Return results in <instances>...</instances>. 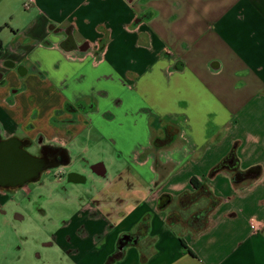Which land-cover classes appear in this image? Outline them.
I'll use <instances>...</instances> for the list:
<instances>
[{
	"label": "crops",
	"instance_id": "1",
	"mask_svg": "<svg viewBox=\"0 0 264 264\" xmlns=\"http://www.w3.org/2000/svg\"><path fill=\"white\" fill-rule=\"evenodd\" d=\"M26 1L0 0V142L59 145L88 182L48 186L74 204L57 264H264V0Z\"/></svg>",
	"mask_w": 264,
	"mask_h": 264
},
{
	"label": "rangeland",
	"instance_id": "2",
	"mask_svg": "<svg viewBox=\"0 0 264 264\" xmlns=\"http://www.w3.org/2000/svg\"><path fill=\"white\" fill-rule=\"evenodd\" d=\"M104 146L109 159L107 164L112 168L110 160L116 161V153L110 146ZM99 149L100 146L94 148L91 143L89 152L94 155ZM70 170L78 172L79 168L73 165ZM59 171L65 173L67 169L42 174L38 180L44 184L42 188L38 182H34L27 184L23 191L20 188L9 191L5 214L0 215V253L4 250L19 253L15 254L17 259L10 264H57V258L50 255L53 249L43 248L42 244L74 212V204L49 191L48 186L59 175ZM78 190V201L87 200L82 186ZM15 214L23 216L25 221L22 224L13 222Z\"/></svg>",
	"mask_w": 264,
	"mask_h": 264
},
{
	"label": "flooded vegetation",
	"instance_id": "3",
	"mask_svg": "<svg viewBox=\"0 0 264 264\" xmlns=\"http://www.w3.org/2000/svg\"><path fill=\"white\" fill-rule=\"evenodd\" d=\"M65 148L44 143L42 138L33 140L28 138H12L0 142V182L4 185L21 184V186L7 187L6 189L19 188L29 183L37 182L42 174L65 169L67 165ZM29 157L33 159H29ZM11 160V162H10ZM87 164L86 162H83ZM94 170L101 173L102 168L94 165ZM39 171L37 180H32L34 172ZM64 181H76L88 185L86 178L75 173H64Z\"/></svg>",
	"mask_w": 264,
	"mask_h": 264
},
{
	"label": "trees",
	"instance_id": "4",
	"mask_svg": "<svg viewBox=\"0 0 264 264\" xmlns=\"http://www.w3.org/2000/svg\"><path fill=\"white\" fill-rule=\"evenodd\" d=\"M1 50H2V47H1V43H0V54H1ZM229 159H233L235 160L234 158V154H233V151H231L229 153V155L220 163L218 164L216 167H214L212 170H211V173L210 175L216 173L219 169H221L223 167V165L229 160ZM249 173V172H248ZM240 175V174H239ZM192 185L195 187H197V183L195 182V180H192ZM217 203V201L215 199H212V205H215ZM135 238L132 237V236H129L127 234H122L118 240H117V249H118V252L113 256L114 258L115 257H119L120 253H121V250L123 248V246L126 244V243H130L134 240Z\"/></svg>",
	"mask_w": 264,
	"mask_h": 264
},
{
	"label": "water",
	"instance_id": "5",
	"mask_svg": "<svg viewBox=\"0 0 264 264\" xmlns=\"http://www.w3.org/2000/svg\"><path fill=\"white\" fill-rule=\"evenodd\" d=\"M65 151H66V153L68 152L66 149H65ZM68 154V153H67ZM29 159L31 160V159H33V158H31V157H29ZM66 159H67V162L64 164V165H67L68 164V162H69V157L68 156H66ZM10 162H11V160H10ZM40 176V173H39V171H36V172H34V174H33V177L31 178L33 181L34 180H37L38 179V177ZM16 186H21V184H12V185H4V183H1L0 182V188H7V187H16ZM162 203L164 202L163 201V198L160 200Z\"/></svg>",
	"mask_w": 264,
	"mask_h": 264
},
{
	"label": "built area",
	"instance_id": "6",
	"mask_svg": "<svg viewBox=\"0 0 264 264\" xmlns=\"http://www.w3.org/2000/svg\"><path fill=\"white\" fill-rule=\"evenodd\" d=\"M30 2H31V0L26 1V2L23 4V7H24L25 9L28 8V6L30 5Z\"/></svg>",
	"mask_w": 264,
	"mask_h": 264
}]
</instances>
